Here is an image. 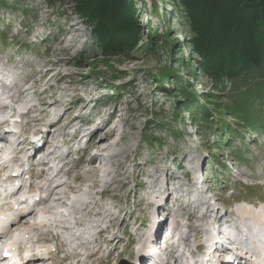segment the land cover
Returning a JSON list of instances; mask_svg holds the SVG:
<instances>
[{"label": "rangeland", "instance_id": "1", "mask_svg": "<svg viewBox=\"0 0 264 264\" xmlns=\"http://www.w3.org/2000/svg\"><path fill=\"white\" fill-rule=\"evenodd\" d=\"M128 2L134 3V11L132 9L131 13L124 6L122 11H128L125 13L127 18L135 14V24L128 21L129 19L125 21V18L115 19L121 10L110 14L109 23L107 20L99 22L100 20L90 18L82 8L84 0H0V108L4 104L10 111L12 107H21L20 112L14 116L17 120L9 126L21 133L19 140L26 138L25 143L18 145V149L22 150L19 155L31 152L27 151V146L30 147L27 137L30 130L37 129L36 124L43 122L42 119L47 122L53 116L57 118L63 113V119L58 125L61 127L78 115L70 129H52L51 135H46L48 139H43L39 145L45 144L46 151L58 145V155L70 150L69 156L64 160L61 159L62 156H49L55 164L68 162L64 169L72 170L58 178V181L64 183L67 180L74 189L78 186L75 191L83 189L88 194L86 199L100 202L95 205L94 211H103L102 215L92 217L93 209L91 214H88V207L86 204L80 205V202L79 209L69 205L71 208L68 206L58 209L63 211L57 215L48 213L42 219H36L35 221L39 220L36 224H42L43 221L56 223L61 218L74 221L77 219V222L82 218L88 219V222L92 220L89 224L91 229L86 227L89 230L87 232L91 231L90 234H85V238L79 240L77 233L80 231L60 227L49 229L41 226L35 230L30 229L32 234L20 235L21 240L28 237L26 242L31 244L37 237L44 239L34 246L43 250L47 260L45 264H133V258L138 255L139 235L145 233L136 231V228L149 226L147 232L154 236L151 230L153 206H148L147 202L151 201L150 199L154 201L157 197V188L162 185L155 187L154 184L159 179H163L164 186L171 188L174 184L177 188L165 197L170 201L166 214L169 219L166 222H170V215L175 212L181 218L186 219L189 216L184 221V234L189 235L186 239L188 248L184 250L192 256L198 255L196 244L201 243L203 238L210 237L213 228L209 225V230L206 228L204 233L200 234L194 227H205L206 221H213L214 224L215 219L213 213L210 218L207 216V219L199 217L207 209L202 207L199 210L197 207L198 188L202 190V187H205L204 192L214 190L208 199L218 205H224V212L223 209L220 212L229 220L233 219L231 215L235 213V207L243 205L242 199L255 204L264 201V120L259 127L249 126L247 122L231 116L226 111L224 117H221L219 111L211 105L215 102L233 103L241 98L236 94L237 88L230 79H226L222 86L216 88L207 76L195 77L196 74H201L202 68L198 65L199 56L187 42L189 27L186 15L181 13L183 6L180 0ZM116 22L119 24L117 32H121L117 41L112 38L113 33L109 32L112 24ZM123 22H126V25H123ZM124 26L128 27L124 29ZM135 30L138 34L136 39L131 38ZM167 37L166 44L164 41ZM120 44H124L125 49L117 51ZM128 44L134 45L129 48ZM147 44H154V48L150 49ZM182 57L184 62L190 61L192 65H185ZM166 70L168 74L165 73ZM180 76L182 79L179 78V84L175 78ZM25 88H29L28 94L21 91ZM182 93L192 97L191 102L196 104L195 108L205 110L206 119L205 116L197 117L195 108H190V102L181 95ZM25 101L27 105H24ZM179 101L185 102L187 107L178 108L176 103ZM53 102L56 105L47 106ZM29 107L35 108V111L30 110L26 114ZM45 108L47 111L43 115L41 112L46 110ZM29 120L31 124L26 125ZM220 120H223L226 126L219 123ZM211 121L214 122L212 125L209 124ZM90 123L96 126L107 124L103 131L94 136V140L114 132L110 141L112 157L108 158L111 160L108 165L113 174L108 178L115 182L109 191H105L101 183L98 185L97 175L90 173V176L87 174L88 178L83 174L77 175L83 163L88 161L96 150H91L92 134L85 135L87 138L84 140L90 137L86 146L84 140L67 143L71 138L76 139L71 130L81 127V124L83 128ZM233 132L238 133L232 137ZM10 134L11 132L7 137ZM8 139L13 141L18 138L17 135H11ZM230 140L231 144L228 145ZM52 142L56 145H52ZM237 148H241L239 153H235ZM10 149L1 154L4 157L12 156V159L16 160L15 164H19V155L15 158L13 155L16 153H13V148ZM239 154L245 155L246 159L239 161L236 157ZM37 160L36 157L34 161ZM198 160L202 161L201 164ZM34 161L31 159L20 165L29 170V178L24 175L25 184L20 188V193L30 190L46 196L45 189L35 188L45 182V175L38 178L31 175L33 168L35 172H39L48 167L35 168ZM94 163L95 168L100 166L99 161ZM197 167L200 176L198 173L193 174ZM100 174L105 175L103 169ZM200 179L202 182L199 183ZM2 182L3 185L8 183L6 187L0 184V190L5 193L16 186V182ZM61 189H64V185ZM96 190H99V193L95 194ZM187 191H191V194L186 195ZM38 195L32 198L35 199ZM190 200L196 201L193 206L183 209ZM26 202L25 199H19L17 204L21 203L27 207L29 202ZM244 206L251 208L250 204ZM9 207L11 205L7 206L5 211L10 209ZM240 212L243 210L240 209L238 213ZM162 215L164 220L165 215ZM248 218H242L241 222L248 224ZM98 222L105 226L103 235L97 234L101 229L97 225ZM176 223L180 226L178 221ZM61 224L69 225L67 221ZM176 227L175 225V231ZM80 230L84 232L83 228ZM89 237L92 241L88 243L90 248H79L71 255L73 248L66 243L65 238L75 245L81 240H89ZM98 242L102 246L98 245ZM241 247L254 250L250 241H245ZM156 248H159L158 244ZM52 249H55V253L49 254L48 251ZM94 250L100 251L88 258L87 254ZM79 251L83 255L81 262H76L75 254ZM66 254L71 256L64 261ZM14 255H17L15 250ZM182 257L178 262L172 259V263L183 264L185 258Z\"/></svg>", "mask_w": 264, "mask_h": 264}, {"label": "bare ground", "instance_id": "2", "mask_svg": "<svg viewBox=\"0 0 264 264\" xmlns=\"http://www.w3.org/2000/svg\"><path fill=\"white\" fill-rule=\"evenodd\" d=\"M9 70L11 71L12 68H10ZM0 88H2V81L1 80H0ZM21 91H23L25 94L26 93L28 94L29 88H25L24 90H21ZM4 92H7V91L4 90ZM25 102H24V105H27V102L26 103ZM41 105H43V104H41ZM54 105H56V104L53 102L47 106L53 107ZM20 108L12 107V111H10L11 109H9L6 104H4L3 107L0 108V175L3 176V178L0 179V181L13 183L17 179H19L18 183H17V187L13 191L8 192L9 197H6L3 204L0 205V210H3V207L5 205H9V206L12 205L11 204L12 201L8 200V198L13 199L14 197H16L18 194H20V190L22 189V187H24V184H25L24 175L29 173V170L26 167L22 168L23 166H20V165L25 164L26 161L31 160V159L34 161L36 159V157L38 158V160L34 161L35 165H36L35 168L39 167V166H44V167H48V168H43V170H40L39 172H35L34 168H33V172H32L31 176H33V177L36 176L38 178L39 176L45 175V177H44L45 182L40 186L37 185L38 187H35V188L36 189H42V190L45 189L47 191V194H46V196L44 194L43 197H41V195H39L40 196L39 199L35 200L32 197L36 195L37 191L32 192L29 190L30 192L27 191V192L23 193V196H21V197L19 196L17 199V201L19 199H21V200L25 199V200H27V202H26L27 204H28L30 199H33L31 203L29 202L27 207L21 203L17 204L16 206L12 205L13 206L12 209H11V207H9L11 210L10 213L12 214V219H10L9 221H3V223L0 224V255H2L4 247H6L5 245H8L10 243L20 242V245L16 248L17 249L16 253H17L18 259H19L18 264H45L47 262V260H46L45 255L42 252L43 250L39 249L38 247L36 248L34 246L35 243L41 242L44 239H42L41 237H37L34 239V241H32L33 243L30 245V247H27L26 245H24V244L22 245L21 243H23L24 240L26 241L28 237L25 239L22 238L24 240H21L19 238L20 235H24L27 233L32 234L33 232L30 231V229L33 228L35 230L36 228H40L41 226L48 227L49 229H51V227H55V228L60 227L63 229L69 228L71 230L80 231L79 233H77L79 235L77 237V240L83 239V238H85V234L88 235V233L90 234V232H91V231L87 232L89 230L86 227H89V229H91L89 224L92 222V220L88 222L87 221L88 219H84L81 216L80 217L82 219L79 222H77L78 221L77 219L74 221V220H69L68 218L67 219L61 218L59 220V222H56V223H54V222L49 223V222L43 221L42 224H36L39 220H37V221H35V220L36 219H42L43 217H45V214H48V213H50L51 215H53V214L57 215L58 213L63 211V210L59 211L58 209H64L65 207H68L69 205L71 207H76V208L78 207L77 209H79L81 204H86V206L88 207L87 212L89 214L93 208L94 209L96 208L95 205L97 203L100 204V202L86 199L85 197H87V195H88L87 192L84 191L83 189L81 191L78 190L79 192L75 191V189H77L78 186L74 189V186L72 184H70L67 180H65L64 183L58 181V178L62 177V175H65V173H70L72 170L71 169H68V170L64 169L65 165L68 162H66V163L63 162V164L62 163L61 164H55V163L51 162L52 159H49V156H52V155H54L56 157L62 156L61 159L64 160L65 158H67L69 156L70 150H68L64 154L58 155L57 151H56V147H59V146L56 145L55 142H52V145H54V146L56 145L52 150L49 149L48 151H46L45 144L39 148H35L34 138L37 135H39L40 133H42V130L45 131L43 133H45V134L48 133L47 135L49 137L51 135L50 132H52V129H55L56 127H57L56 130H62V129L65 130L68 128L70 129L71 124L77 120L78 115H76L72 119H69L61 127H59L58 125L60 124V122L63 119V113H61L57 118H56V116H53L52 119L47 120V122L45 121L46 119H42L43 122H41V123L36 122L39 124V125L36 124L38 126L37 129L36 130L35 129L30 130L29 131V137H27L28 142H30V145H29L30 147L28 148V146H27V149H28L27 151H31V152L30 153L25 152L26 154L22 153L21 155L24 156V158H23L22 156L19 155V153L22 150H21V148L18 149V145L25 143L26 138L19 140L20 139L19 136L21 133H19L14 128H13V131H10V127H9L11 124H14V122L17 120L14 118V116L17 112H20ZM30 110L35 111V108L29 107L26 114L29 113ZM46 111H47V109L43 110L41 113L46 114ZM48 114H49V111L47 113V116H49ZM112 115H113V113L110 114V116H112ZM93 122H94V120H93ZM27 124L28 125L31 124L30 120L26 123V125ZM6 125H8V127ZM82 126H83V124H81V127L78 126L77 129L71 130L73 132L72 134H75L74 137H76V139L71 138L68 140L69 142L67 141V143H71L74 140H79V141L84 140L85 138H87V136H85V135L87 133H91L92 134V138H91V142H90V144H92L91 150H94V148L96 150L92 154V157L90 159H88V161H85L83 163L81 171L78 172L77 175L83 174V176L84 177L86 176L87 178L90 176L89 175L90 173L97 175V177L99 178L98 185H100V183H101L102 185H104V190L109 191V189L112 187L113 183L115 182L112 180V178L111 179L108 178V177H112V174H113L111 172L112 170H110V166L108 165V163L111 160H108V158L110 159L112 157L110 155L112 142H110V141L113 137L114 132L111 131V133L105 134V135L99 137L97 140H94L93 139L94 136H96V134H98L99 132L103 131L105 129V127L107 126V124H103L102 126H99V125L96 126L94 123H92V124L90 123L88 126L84 125L85 127H83V128H82ZM10 132H11V134L8 135V137L11 135H13V136L17 135L18 139H14L13 141L8 139L7 134H9ZM89 136H90V134H89ZM89 140H90V137L88 139L84 140L85 146L88 144ZM46 142H48V141L46 140ZM10 148H13L12 149L13 153H16L15 155H13L15 158L19 155V157H18L20 159L19 164H15L16 160L12 159V156L11 157H4L1 154L2 152L4 154L7 153V151ZM2 157L5 158L4 162H1ZM96 160L99 161V163H100L99 164L100 166H98V168L94 167L96 165V163H94V161H96ZM198 162L201 164L202 161L198 160ZM55 166H58V167H55ZM12 168H14L15 171H11L10 173L6 174V172H9ZM46 169H48V171H46ZM102 169L104 170V173H105L104 176H101V174H100V171ZM50 170H51V172H50ZM82 170H83V172H82ZM197 173L200 176V173L198 171V167H197V171L196 170L193 171L194 175H196ZM41 179H43V178H41ZM200 180H198L199 183L202 182V179H200ZM1 182H0V184L3 185L4 183L3 182L1 183ZM162 183H163V179H159L157 181V183L154 184L155 187H157L158 185H162V186H160V188H157L158 190L155 193L157 197L155 198V200L153 201V199H150L151 201L147 202L148 206L149 205L153 206V207H151L152 208V219H153V224L151 226V230L154 232V236H150V233L147 232L150 229L149 226L148 227L145 226L143 228H136V231L140 230L143 233L144 232L145 233L141 234V236L139 235V239H138L139 241L137 242L138 255H135V257L133 258V260L135 261L133 264H174V263H172L171 259H174L175 262L176 261L178 262V259L182 257V253L184 256L182 258H185V261L183 264H208L207 261H210L209 264H220L219 256L221 253L232 254V255L238 256L244 260V264H259L258 262L253 260L252 256L253 255H256V256L260 255L262 257L261 263H264V201H261L260 203L255 204L253 202L246 201V200L242 199L241 202L243 203V205H240L237 208V211H240V209H242L243 212H240L239 214L233 213L231 216L233 217L234 220L233 219L229 220L228 217L226 218L220 212V210H222V209L224 212V210H225L224 205L223 206L218 205L215 203V201H210L208 199V197L207 198L205 197V195H204L205 187L204 188L202 187V190L198 188V190H199L198 195H197L198 198L196 197L197 202L200 205V207H199V205L197 206L199 208V210L202 207L207 208L206 212L204 210V212L202 214H200L199 217L207 219L206 217L209 216V218H210V214L212 215V213H213L215 215L216 220L214 219V224H213L212 220H211L212 222H208L205 220L206 221L205 227H204V225H202L203 227L195 226L194 229L197 230V232L201 234V233H204L206 228H210L209 225H211L213 228H212V232L210 233L209 238L212 239V241L216 240L218 242V244H219L218 248H215L214 250L211 251V255L208 259H207V257L201 258L198 255L197 256L193 255L191 258L190 253H188L187 251L184 250V249L188 248V246H186V239H188L189 235L184 234V228L182 227V225H184V221L187 220V217H189V216H187L186 219L181 218V216H178V214L175 212L174 216H173V223L177 226L176 228L178 231V235L179 236L181 235L180 237H183V239L185 238L184 239L185 242H182L180 246H175L173 248V250H170V251L167 250V252L165 253L166 256L160 255V254H162L161 253L162 250H160L158 252V251H155L154 248H156V245L158 243H161V241H162L163 234L161 233V235H160V232L164 229V227L166 228L165 232L168 230V226H167L168 221L166 222V220H168L169 218L168 217L166 218V214H168L167 210H168V207L170 206L169 205L170 201L165 199V197L167 195H170L172 193V190H174L176 188L174 184L171 185V188H173V189H171V188H169V186H164ZM197 184H198V182H196V185ZM63 185H64V189L62 190L61 188ZM30 186H32V184H30ZM79 189H80V186H79ZM176 190H177V188L174 191H176ZM2 192L3 191L1 190L0 195ZM54 193L56 195H54ZM97 193H99V190L95 191V194H97ZM190 194H191V191H187L186 195H190ZM181 195L184 196L183 194H181ZM178 196H180V194H178ZM168 198H169V196H168ZM195 201L196 200L188 201L183 209H186V207L192 205L193 203H195ZM79 203H80V205H79ZM244 204H250L251 208L245 207ZM62 206H63V208H61ZM173 208H174V206H173ZM72 209H69V210H72ZM94 209H93L92 217L94 215L96 217L102 215L103 211H101V210H95L94 211ZM162 213L165 215L164 220H163L164 216L162 215ZM73 216L76 217L77 215H73ZM245 217L251 218V219L248 218V225H245V227L249 231V238L246 235H244L242 230L237 226V222L239 221V225H241V221ZM76 218H78V216ZM90 218L91 217H89V219ZM92 219H93V221H95L94 218H92ZM175 220L178 221V223H180L181 226H178V224L176 223ZM66 221L69 223V225L61 224L62 222H66ZM33 223H34V225H33ZM87 225H89V226H87ZM97 225L101 228L97 231V234L103 235L104 234L103 227H105V226H103V224L100 222H98ZM175 225H174V227H175ZM220 225H222L224 227V229L227 233H232L235 236V242L233 245L230 246L228 244V242L226 241V239H220L217 236L218 232H216V230H214V229L216 226H217V230L222 229L220 227ZM81 228H83L84 232H82V230H80ZM84 228H85V230H84ZM173 230H174V228L171 229V232ZM27 231H30V232H27ZM168 239L172 240L173 236L169 237ZM65 240L67 241L66 243L70 244L71 247L73 248L71 255L74 254L73 252L78 250L79 248H81L82 250L83 249L87 250L88 247L90 246V245L88 246V243H90V241H91V239L89 237V240H87V239L81 240L79 243L72 245L71 244L72 242L70 240L68 241L67 238H65ZM237 240H239L240 242H237ZM242 240H243V242H242ZM93 241H94V239H93ZM245 241H250L252 243L254 250H249V249H243L242 250V249H240L241 245H243V243ZM91 243H92V241H91ZM154 244H155V246H154ZM188 244L189 243H187V245ZM198 244H203V241L201 243H198ZM98 245H100L99 242H98ZM100 246H102V245H100ZM53 251H55V249H52L48 252H49V254L55 253ZM98 251H100V250H96V251L94 250V252L88 251V252H90L87 254L88 258L91 257L92 255L97 254ZM173 253H176V254H173ZM71 255L66 254L64 256V258H65L64 261L68 260V258H69L68 256H71ZM82 255L83 254L81 251L76 252V254H75L76 262H81ZM6 259L7 258H2L1 261H6ZM193 259H195V260H193ZM179 264H182V263H179Z\"/></svg>", "mask_w": 264, "mask_h": 264}, {"label": "trees", "instance_id": "3", "mask_svg": "<svg viewBox=\"0 0 264 264\" xmlns=\"http://www.w3.org/2000/svg\"><path fill=\"white\" fill-rule=\"evenodd\" d=\"M180 1L183 6L181 13L186 15L189 27L187 42L199 56L198 65L202 68L201 74H196L195 77L207 76L216 88L222 86L226 79H230L237 88L236 94L241 98L233 103L215 102L211 105L219 111L221 117H224L226 111L231 116L247 122L249 126H258L264 120V0ZM83 5L82 8L88 17L100 20L99 22L107 20L109 23L110 14L121 10L115 19L125 18V21L129 19L128 21L135 24V14L131 18H127L125 14L128 11L132 13L135 8L134 3L128 0H84ZM123 6L128 10L125 13L122 11ZM117 23L112 24V29H109L116 41L121 33L117 32ZM125 23L123 22V25H126ZM125 27L128 26L123 28ZM132 37H138L137 30L132 32ZM167 39L168 37L164 41L166 44ZM171 44L172 42L170 47ZM133 45L128 44L129 48ZM123 46L124 44H120L116 50H124ZM148 46L150 49L154 48V44ZM178 46L181 47V44ZM182 61L185 65H192L190 61L184 62V58ZM165 73L168 74V71ZM179 78L182 79L180 76L175 78V81L180 84ZM181 95L190 102V108H195L196 104L191 102V96L185 93ZM176 104L178 108L187 107L185 102L179 101ZM194 110L197 117L205 116V110ZM204 118L206 119V116ZM223 120L219 123L224 124ZM213 123L209 122L211 125ZM236 133L238 132H233L232 137ZM147 137L149 138L148 135ZM230 144L231 140L228 145ZM240 150L241 148H237L235 153ZM236 157L239 161L246 159L245 155L239 154Z\"/></svg>", "mask_w": 264, "mask_h": 264}]
</instances>
